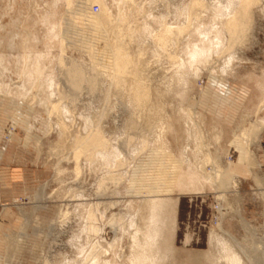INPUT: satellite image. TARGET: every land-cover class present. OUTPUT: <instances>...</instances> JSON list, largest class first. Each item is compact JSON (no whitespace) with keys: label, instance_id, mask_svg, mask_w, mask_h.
Masks as SVG:
<instances>
[{"label":"rangeland","instance_id":"374dc122","mask_svg":"<svg viewBox=\"0 0 264 264\" xmlns=\"http://www.w3.org/2000/svg\"><path fill=\"white\" fill-rule=\"evenodd\" d=\"M91 1L0 0V18L7 12L3 23L12 29L9 36L28 29L40 33L48 11L52 23L64 30L63 47L62 38L52 40L45 32L43 42L31 50L40 65L30 60L28 68L23 52L9 50L0 32L6 68L0 76V150L10 145L16 154L13 177L27 169L42 171L32 192L0 200V264H85L97 240L103 248L97 264H132L149 246V202L162 196L174 198L177 205L172 237L166 233L171 256L161 264H229L224 255L230 247L243 264H264V124L259 125L264 122V0L252 3L250 26L229 53L226 45L216 54L214 73L202 64L193 68L190 53L215 40L221 23L213 20L212 7L224 17L229 0H204L206 7L197 10L200 17L194 14L190 20L191 0H103L105 9ZM164 23L186 29H175L178 47L171 44L158 53L151 37ZM129 29H138L140 36L130 38ZM120 31L128 37H119ZM116 45L131 56L126 81L120 84L114 82L111 47ZM176 52L179 58L171 59ZM181 59L186 62L182 70ZM73 64L86 78L78 89L68 78ZM37 70L54 93L38 88L36 97L30 95ZM178 70L187 75L186 83L175 75ZM137 71L151 87L144 109L131 97ZM4 85L11 90L2 91ZM228 90L230 98L224 95ZM57 101L70 112L65 144L59 143L57 116L50 108ZM187 107L211 142L214 163L204 171L223 176L217 184L202 178L204 186L181 191L173 183L181 152L188 141L194 145L186 132ZM243 115H248L245 122ZM256 125L253 136H242ZM98 127L111 149L119 148L121 159L112 172L116 179H105L102 187L100 180L110 175L107 167L98 159L90 164L84 154L77 160L73 144L77 135L85 139ZM247 151L250 161L244 160ZM195 156L200 162L201 154ZM90 204H98L93 222L87 220ZM94 225L101 229L98 235L90 231ZM212 231L230 238L226 249L212 248ZM155 250L149 261L156 260Z\"/></svg>","mask_w":264,"mask_h":264},{"label":"bare ground","instance_id":"6f19581e","mask_svg":"<svg viewBox=\"0 0 264 264\" xmlns=\"http://www.w3.org/2000/svg\"><path fill=\"white\" fill-rule=\"evenodd\" d=\"M98 1L102 4L103 9H105V4L103 0H92ZM204 0H191L189 4V17L188 20L191 19V17L195 14V17H200V12L197 10L199 8L206 7V4L203 3ZM259 0H229V5L227 6L226 10H229L230 12H227L223 14L224 17H220L217 10H214L213 13V20L218 21L220 19L221 27L219 30L213 34L212 38H215L218 42H215V40H209V44L207 46L200 47L196 45V48L191 51L189 63L193 66H198L200 64L205 65L206 67H210L212 70V73H214L215 69V59L216 54H219L221 52V48L227 45V48L224 52L229 53V49H232V47L237 43L239 38H242V36L247 32L249 26H250V20H251V13H252V3L258 2ZM68 4L71 3V0H66ZM124 3V0H123ZM126 3V2H125ZM236 5V10L234 9V6ZM233 7V8H232ZM100 10V9H99ZM99 12V11H98ZM48 13V14H47ZM41 21V27H40V33L37 32H30V30H26V33L19 34L18 32H15L13 36H9L12 32V29L8 24H4L3 22V16L4 14L7 15V12H3L1 14L0 18V32L2 33L1 39L6 42V47L9 48V50H19L23 52V58L25 61L24 68H28L29 64H31V61H34L40 65L39 58L35 57L31 50L34 46H39L43 40L45 32L47 34L48 38L54 39V37L59 36L60 41L62 40V47L64 45V30L61 28L62 25H54L52 23V20L50 19L51 13L48 11ZM123 13V12H122ZM149 14V13H148ZM151 14V13H150ZM5 15V16H6ZM124 15V13L122 14ZM121 17V16H120ZM122 18V17H121ZM190 24V21H189ZM111 28V25L109 23L108 26H105V29L108 30ZM179 31H183L186 29V27H178ZM178 28H173L172 26H169L168 24L164 23L163 26L154 34H152V40L156 46V52L161 53L168 50L169 45L175 44L176 47L179 44L178 38L176 39L175 36V29L178 30ZM130 30V29H129ZM138 29H131L127 35L130 38H138L140 35H138ZM141 33V32H139ZM223 33V34H222ZM25 34V35H24ZM219 34H222L223 37H218ZM126 34L120 31L119 37H124ZM126 35V36H127ZM225 35V36H224ZM127 36V37H128ZM58 37V38H59ZM116 37V36H115ZM120 41V40H119ZM225 41L227 43L225 44ZM115 45V44H114ZM118 45V44H117ZM113 46L111 49H113L114 52V65L116 67V74H115V81L117 84H120L121 82L126 81L125 74L127 72V67L131 62V56L123 46ZM64 52V49L62 48V53ZM226 53V54H227ZM4 56L5 54L0 53V76L4 74V70L6 69L4 66ZM113 56V57H114ZM169 57L173 60H176L179 58L178 53H170ZM227 60H230L228 57ZM224 61V62H227ZM35 63V64H36ZM180 67L184 68L186 66V62L182 59L180 60ZM60 66H64L63 58L60 59ZM32 66V65H30ZM207 68V69H208ZM36 67L34 68V71H36ZM115 69V68H114ZM199 69V68H198ZM138 70V69H137ZM180 70L175 72V75L179 77L180 80L186 83V77L185 73L181 72ZM36 73L37 79L35 81V84H33L31 87L30 95L33 97H36V92L38 88L40 89H46L48 91H52L53 86L51 84H47V81H42L41 75L39 73V70ZM196 73L195 75L199 76V71L196 69L194 70ZM139 71L135 72V77L133 78V87L131 91V97L132 100L136 105H138L139 108H146L149 105V102L151 100V87L145 84V82L142 80L143 78L138 76ZM31 75V73H30ZM29 75V76H30ZM68 78L69 82L76 88H80L83 84V82L86 81L85 76H83V73L81 69L79 68V65L73 64L71 68L68 69ZM33 76V75H32ZM32 79V77H30ZM33 80V79H32ZM35 80V78H34ZM91 81V80H90ZM87 83V82H86ZM3 85V81L0 80V89ZM262 88L264 89V84H261ZM5 90L7 91L10 89V86L4 85L3 86ZM11 90V89H10ZM48 91V92H49ZM46 92V91H45ZM50 92V93H51ZM232 92V90H228L224 95L227 98L229 97V94ZM61 94V93H60ZM263 107V105L261 106ZM51 113L57 116L56 125L58 127V130L61 135V139L59 143H64L65 137L67 135L69 128V124L66 121L67 114L70 113L65 107L61 104V102L57 101V103L51 104ZM154 109H152V114H155ZM183 111H186V116H188L190 119L187 122L188 129H186V132L188 133V140H193L194 145L193 147L190 146V142L186 144L185 148L181 152V160H179V170L176 173L175 181L173 182L175 186L179 190H197L200 187L204 186L207 183H203L202 178H204L206 181H209L211 184L219 183L222 178V174H207L204 170L205 167L210 163H214V158L211 155L209 151V144L210 141L207 142L202 134V132L199 129V124L194 120L193 118V109L190 107H187V109H183ZM248 115H243L242 121L245 122ZM69 118V117H68ZM67 118V119H68ZM50 126L53 127L54 123L52 120L49 122ZM264 124L263 121L260 122L259 125ZM242 125V123H241ZM71 127V126H70ZM172 127H174L172 125ZM257 125L252 126V129L250 130H243V137L253 136L256 131ZM173 129V128H172ZM82 136H76L73 140V144L75 145V157L78 160L79 157L84 154L86 155L87 160L90 161V164L94 162L96 159L99 160L100 165H105L108 169V173L110 175L102 177L99 183V187H102L105 183V179H116L115 175L112 173L114 170L121 166V159H120V151L119 148L111 149L112 145L110 146L109 141L105 138L103 129L101 127L96 128V130L93 131L88 137H85V139L81 138ZM215 141L219 140L218 134L214 135ZM65 144V143H64ZM209 145V146H208ZM240 147H242V144H239ZM191 148L194 151V157L191 156ZM196 154H201L202 159L200 162L197 161ZM2 157V151L0 150V159ZM252 154L250 152H246L245 159L246 161L252 160ZM78 164V163H77ZM104 167V166H103ZM201 169L203 172H200ZM77 173L80 171L79 165H77L76 169ZM117 172V171H116ZM212 186V185H211ZM173 191V190H172ZM150 204V215H149V222H148V231L147 236H149V246L143 252L142 254L137 255L134 261H132V264H161L163 261L170 258V253L168 251H172V246H170L171 242L169 240V237L167 238L166 233H168V230L171 231V234L169 236L172 237V233L175 229V208L177 205V200L174 198H164L162 196L161 198L157 200H153V202H149ZM89 206L87 212V220L90 222H93L96 218L95 208L98 207V204ZM136 225V224H135ZM171 229V230H170ZM90 231L94 235H98L101 231L100 228L97 226H91ZM230 238H226L224 234H220L219 232L212 231L210 235V245L212 248L216 250H224L226 249L228 240ZM235 240V239H234ZM163 242V246H161V243ZM158 246V248H157ZM153 248H156L155 250V256L156 260H148V257H150ZM102 245L101 241L97 240L96 243L92 246V250L89 254L88 260L85 262V264H97L98 258L100 257L102 253ZM149 253V254H147ZM219 253H222L219 251ZM224 257H226L229 260V264H243L241 262V258L239 254L235 251L234 248L230 247L226 250Z\"/></svg>","mask_w":264,"mask_h":264},{"label":"crops","instance_id":"0c3cea01","mask_svg":"<svg viewBox=\"0 0 264 264\" xmlns=\"http://www.w3.org/2000/svg\"><path fill=\"white\" fill-rule=\"evenodd\" d=\"M1 151L0 200L16 198L22 195V192H32V190L35 188L34 181L36 180L37 175L42 171H38L36 169H27L25 170V173H21L20 177H13L12 172L15 169L14 163H18L16 154L12 152L10 145H7V147H4Z\"/></svg>","mask_w":264,"mask_h":264},{"label":"built area","instance_id":"2783aa9c","mask_svg":"<svg viewBox=\"0 0 264 264\" xmlns=\"http://www.w3.org/2000/svg\"><path fill=\"white\" fill-rule=\"evenodd\" d=\"M99 9H100V6L98 4H96V5L93 6V11L94 12L97 13L99 11Z\"/></svg>","mask_w":264,"mask_h":264}]
</instances>
